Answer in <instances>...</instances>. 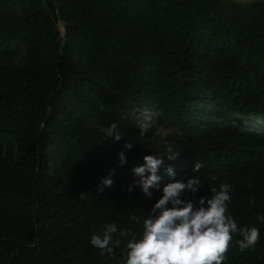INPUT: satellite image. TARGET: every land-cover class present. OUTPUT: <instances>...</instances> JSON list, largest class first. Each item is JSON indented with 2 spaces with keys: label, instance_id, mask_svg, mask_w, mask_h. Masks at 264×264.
Masks as SVG:
<instances>
[{
  "label": "trees",
  "instance_id": "1",
  "mask_svg": "<svg viewBox=\"0 0 264 264\" xmlns=\"http://www.w3.org/2000/svg\"><path fill=\"white\" fill-rule=\"evenodd\" d=\"M52 7L62 32L43 0H0V264H126V243L141 237L163 187L191 177L202 185L194 200L230 185L228 214L238 227L259 229L244 251L233 234L225 264H264V132L225 118L264 123V0ZM194 106L220 116L185 125ZM126 107H153L179 129L163 134L155 119L137 134ZM113 122L119 142L100 131ZM165 141L181 154L164 159L158 187L150 197L138 185L129 192L138 179L132 169L161 156ZM110 223L118 227L113 242L121 240L114 257L90 244Z\"/></svg>",
  "mask_w": 264,
  "mask_h": 264
},
{
  "label": "clouds",
  "instance_id": "2",
  "mask_svg": "<svg viewBox=\"0 0 264 264\" xmlns=\"http://www.w3.org/2000/svg\"><path fill=\"white\" fill-rule=\"evenodd\" d=\"M154 114L145 113L144 119L151 122ZM100 131L112 140L119 142L123 133L116 123L101 127ZM144 133L141 132V135ZM132 143L125 142L123 149H131ZM181 154L166 141L161 156L146 155L144 163L132 169L138 179L133 181L128 191L139 186L146 196H151V188L158 187L160 176L157 174L164 164V159L174 161ZM120 164L126 162L123 150L118 153ZM202 165L194 163L193 172H198ZM166 171L170 176L175 173L171 167ZM101 184L110 187L112 180L103 178ZM202 187L196 177L186 181L175 180L166 184L162 196L152 205L148 216L143 220V232L139 239L135 234L126 243V264H225L226 253L233 241V234L239 233L242 239L236 241L241 251L254 248L260 237L256 227H238L233 217L228 214L227 203L230 200L231 186L221 184L220 190L212 188L211 198L192 199ZM103 189L98 186V191ZM191 194V195H189ZM264 221V217H258ZM102 235H92L90 244L110 257L115 255V247L120 239L113 242V234L118 232L115 223L105 225ZM121 237L129 234L119 230Z\"/></svg>",
  "mask_w": 264,
  "mask_h": 264
},
{
  "label": "rangeland",
  "instance_id": "3",
  "mask_svg": "<svg viewBox=\"0 0 264 264\" xmlns=\"http://www.w3.org/2000/svg\"><path fill=\"white\" fill-rule=\"evenodd\" d=\"M44 3L46 4V1L43 0ZM224 1H229V2H235V3H240V4H248L252 1L255 0H224ZM47 6V4H46ZM59 31L62 32L61 27L58 25ZM19 57L15 58V62H18ZM203 97L209 96L208 93L203 92L201 94ZM192 116L185 119L183 123L188 126L192 127H201L203 125V120L199 117L202 115H208L211 117H217L220 116V114H217L211 110L204 109L199 106H194L190 108ZM145 113H152L154 114L153 119H162L163 120V127L159 128V131L163 134L169 133V132H177L179 129V123L175 120L172 119H163L162 116L153 108V107H148V108H136V107H126L124 109V114L129 118V120L134 124L135 130L137 134H140L142 131H144L146 128L149 127V121L144 119V114ZM230 122L235 123V124H241L247 128H252L261 132H264V123L258 122L255 120H247L243 119L237 116H225ZM54 158L53 154L48 151L46 154V165L49 167L51 164V160Z\"/></svg>",
  "mask_w": 264,
  "mask_h": 264
},
{
  "label": "water",
  "instance_id": "4",
  "mask_svg": "<svg viewBox=\"0 0 264 264\" xmlns=\"http://www.w3.org/2000/svg\"><path fill=\"white\" fill-rule=\"evenodd\" d=\"M46 1V4L48 3V0H45ZM50 3H51V10L54 12V9H53V7H52V0H50ZM45 4V5H46ZM48 5V4H47ZM47 7V10H48V12L50 13V15H51V19L53 20V22L58 26L59 24H58V21H57V19H56V16H55V12H54V16H52V14H51V10H50V8H48V6H46Z\"/></svg>",
  "mask_w": 264,
  "mask_h": 264
},
{
  "label": "bare ground",
  "instance_id": "5",
  "mask_svg": "<svg viewBox=\"0 0 264 264\" xmlns=\"http://www.w3.org/2000/svg\"><path fill=\"white\" fill-rule=\"evenodd\" d=\"M48 5V8H50V10L52 9L51 8V3H50V0H48V3H47ZM51 14H52V16H54V12L51 10ZM59 19V18H58ZM60 25V24H59Z\"/></svg>",
  "mask_w": 264,
  "mask_h": 264
}]
</instances>
